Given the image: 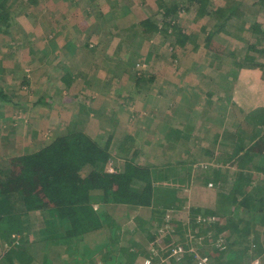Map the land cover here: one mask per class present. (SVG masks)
<instances>
[{"label":"rangeland","instance_id":"obj_1","mask_svg":"<svg viewBox=\"0 0 264 264\" xmlns=\"http://www.w3.org/2000/svg\"><path fill=\"white\" fill-rule=\"evenodd\" d=\"M28 1L20 0L17 4L14 2L5 5L6 10L10 12L7 21L10 24L9 32H0V88L11 102L0 104V162L33 153L50 144L71 121L80 118L78 102L95 101V98L99 97L106 99L112 95L110 100L113 104L108 100L112 108L116 107V104H129L130 102L126 100L127 94L135 90L134 81H138L140 95L131 101V109L127 107L122 109L120 116L123 122H120V119L116 121L121 130L116 128L115 123L108 124L106 127L110 131L106 134L99 122L94 120L97 116H89L93 121L90 119L89 123L86 121L84 128L101 143L111 136L109 151L116 158L124 157L119 148L121 142L130 148L129 154H136V163L155 166V169L162 171L163 174H166V170L175 168L177 177L186 176L187 173L190 177L188 186H175L174 192L162 191L156 195V205L167 202L172 206V210L165 211L163 218L160 211L153 214L151 208L106 206L108 216L115 220L119 228L116 229L117 232L115 231L118 240L116 244L113 243V247H108L113 231L109 225L104 226L99 232L87 235L84 242L71 244L70 248L63 245H45L42 241L44 235L40 234L44 227L43 212L29 213L26 218L28 228L24 234L10 236L13 239L9 243L0 237V264H20L15 257L11 259L7 257L10 250L23 252V256L29 257V261L24 259L25 264H44L45 258H49L52 264H63V260H69L67 252L77 254L79 251L86 255L81 258L80 264H119L124 260V255L119 251L121 247H130L137 253L133 264H141L144 259L149 258L158 264H173L176 260L170 258L172 252L170 243L181 241L179 237L181 233H175V226L178 225L181 226V230L186 228L187 244L191 245L190 250L196 252L197 256H202L199 251H209L210 246L225 251L228 248L225 244L226 239L230 246L235 236L225 238L228 235L223 233L221 239L215 243L209 242L204 245L201 238L196 239L190 232L189 214L192 209L198 208L199 213L201 210L216 212V206L220 201L219 192L227 195L230 191L231 174L235 168L229 163L225 164L224 152L228 148H223L222 145L214 146L213 140L215 133L217 135L232 133L235 136L238 130H244L247 113L234 103L235 97L231 94L236 76L242 71L254 70L261 75V80H264V69L238 67V64L245 62L243 55L246 53V42L254 43L257 39L260 41L258 48L264 46L263 34L257 35L246 29L252 24L264 27V3H258V0H208L209 8L213 9L222 8L230 1L243 2L239 10L244 19L243 24L247 25L241 32L244 41L223 34L214 36V43L220 44L227 51L226 55L217 58L203 47L204 31L211 30L212 23L207 17L198 19L197 6L183 4L185 0H163L166 4L162 5L171 6L172 2L179 3L176 21L184 34L197 35L194 40L199 46L198 49L194 48L192 42L186 43L183 47L172 45L173 38L168 40L163 34L151 36L143 34L144 28L140 23L146 19H151L162 26L164 18L156 3L157 0H37L36 4H28ZM238 24L239 22L236 27ZM1 25L4 27V24ZM204 25L206 29L201 32ZM63 45L64 49L58 56L51 55ZM230 53L234 56L231 57ZM250 55H254L258 63L264 64V58L259 57L258 53L253 51ZM235 60L238 62L237 65L233 64ZM245 73L246 77L252 79L251 72ZM65 76L71 78L70 87H66L62 81ZM195 82L198 86L193 88L192 84ZM46 86L65 89L63 92L66 94L69 92L70 102L59 106L52 103L45 105L47 99H50ZM250 86L246 85L247 88ZM62 97L63 94H56L51 99L60 103ZM147 99H155L149 109L144 103ZM161 102L169 103L172 110V113L169 109L165 110L167 112L165 114L174 116V110L180 109L184 116L190 115V118L183 122L175 119L180 128L187 123L184 125L185 133L196 138L190 140V144L193 145L190 154L184 152V147L174 151L168 149L162 143L164 140L162 132L152 131L157 125L155 121L151 123L154 124L153 128H149L151 130L141 135L147 122L138 120V116L157 113ZM176 102L180 104V108ZM13 103H18L19 106L14 107ZM98 103L96 101L95 104ZM261 108L256 107L250 114ZM129 114L135 117L132 119L133 122L125 121ZM122 129L127 133L134 129L135 135L131 137L134 139L133 142L122 136ZM150 139L154 140L155 146L144 144ZM220 140L228 141L226 137ZM202 148L214 149L218 156L215 158L202 154ZM151 149H154V153L150 152ZM222 158L223 163L219 162ZM178 159L182 161L180 165L171 162ZM122 163L123 161H116V168H120ZM113 166L110 163L107 171L113 172L115 168ZM217 169L221 170V176L227 175L228 169V177L224 183L217 182L214 185L216 182L213 178L216 174L214 171ZM173 179L174 176L170 175L168 180L156 181L155 185L164 189L167 181L172 182ZM255 179L254 183L258 184L262 177ZM94 208L98 209L99 205L95 204ZM230 214L231 206L228 204L223 215ZM238 217H242V214L239 213ZM20 218L25 217H17L18 220ZM197 220L200 223L208 221L203 216H198ZM244 225L240 224L242 228ZM251 229L250 232L259 233V241L264 243V228L260 223ZM209 235L210 232L206 238ZM150 237L154 239H149ZM252 238L250 235L249 239ZM257 249L254 244H250L241 258V264H264L263 256L256 254ZM207 258L210 263L211 257ZM124 261L128 262L127 259ZM221 263L231 264L225 255Z\"/></svg>","mask_w":264,"mask_h":264},{"label":"trees","instance_id":"obj_2","mask_svg":"<svg viewBox=\"0 0 264 264\" xmlns=\"http://www.w3.org/2000/svg\"><path fill=\"white\" fill-rule=\"evenodd\" d=\"M18 1L20 0H0V25L4 24V27L0 26L1 33L9 32L10 24L7 21L10 12L6 10L5 5L14 2L17 4ZM184 2L183 4L197 6L196 16L198 19L207 17L212 23L211 30L204 31L206 25L201 29V32H205L203 47L208 52L215 54L217 58L226 55L227 51L220 44L214 43V36L223 34L244 41L241 32L247 25L241 21L242 13L239 10L243 2L230 1L222 8L214 9L209 8L208 0H185ZM257 2L262 4L264 0ZM36 3L37 0L28 1V4ZM156 3L161 9L162 18H164V21L161 22L162 26L160 27L151 19H146L140 23V26L144 28L143 34L150 36L157 33L163 34L168 40L173 38L172 45L183 47L186 43L192 42L194 48L198 49L199 46L194 40L197 35L184 34L176 21L179 3L172 2L171 6L162 5L166 4L163 0L160 3L157 0ZM236 21L239 22L237 27L238 22ZM246 29L254 34L257 33V35L263 34L264 37V27L258 24H252ZM259 42L257 39L254 40V43L246 42V53L243 55L245 62L238 64L235 60L233 64H238L239 68L264 69V64L258 63L256 57L250 55V52L254 51L258 53L259 57L264 58V46L258 48ZM229 55L234 56L233 53ZM62 81L66 87H70V76H65ZM46 90L50 99L46 98L45 105L52 103L59 106L70 102L69 92L67 94L63 92L65 89L46 86ZM56 94H63L60 103L51 99ZM90 102L91 105L88 104L89 102H78L80 118L71 121L50 144L33 153L10 158L7 162H0V237L4 241L12 242L13 238L10 236L24 234L28 228L26 218L29 213L43 212L44 227L40 234L44 235L42 241L45 245H63L70 248L71 244L76 245L81 241L84 242L87 235L99 232L104 226L109 225L113 231L108 247H113V243L116 244L118 240L115 233L119 228L115 224V220L108 216L106 206H125L129 209L151 208L153 214L155 211H160L163 218L165 211L172 210V206L167 202L156 205L155 197L158 192H174L175 186H188L189 173L186 176L177 177L175 169L166 170V174H163L162 171L156 170L155 166L150 164L140 165L135 161L136 155L129 154L130 148L125 147L121 142L119 148L124 157L112 156L109 151L111 136L108 134L110 137L101 143L88 133V129L84 128L89 116L94 113V100ZM4 103L10 104L11 102L8 100L7 94L0 88V104ZM13 105L14 107L19 106L18 103H13ZM96 114L92 115L97 116ZM244 130L240 129L235 136H231L233 140L231 152L225 156V164L229 163L235 168L231 174L232 184L229 193L224 195L222 191L219 192L220 201L216 206V212L201 210L199 213L200 209L198 208L192 209L189 214L190 232L196 239L201 238L204 245L209 242L215 243L221 239L223 233L228 235L225 238L235 236L234 242L230 245L232 248L226 239L225 244L228 245V248L225 251L210 245L209 251H199L200 255L211 257L210 264H222L221 259L224 255L231 264H241V258L250 244H254L256 249L258 248L256 254L264 258V243L259 241V233L257 231L250 232L251 228H255L258 223L264 228V108L246 115ZM188 138L189 135H185V141ZM128 154L129 156L125 158ZM116 161H123L120 168H116ZM219 162L223 163V158ZM110 163L114 165L113 168L115 167L111 173L107 171V166ZM220 171V169L214 171L216 173L213 177L216 180L214 185L217 182L224 183L228 177V169L226 170L227 175H223L224 177L221 176ZM170 175L174 176V179L172 182L167 181L166 188L163 189L160 188L161 186L155 185L156 181L168 180ZM258 177H262V180L255 184V178ZM95 204L99 205L98 209L94 208ZM228 204L231 206V214L224 216V209ZM239 213L242 214L240 218L238 217ZM21 216L25 218L18 220L17 217ZM198 216H203L208 221L200 223L197 220ZM212 219L214 220L209 221ZM240 224H245L244 228ZM185 230V227L181 230L180 225L175 226V233H181L179 237L184 243H180L181 241L171 242V249L181 247L185 253L181 261H176L173 264H196L194 263L196 252L190 251L191 245L187 244ZM208 232L210 235L206 238ZM250 235L253 236L252 239H249ZM119 251L124 255V260L128 261L121 260L119 264H133V260L137 257L134 250L130 247H121ZM22 253L10 250L7 257L10 259L15 257L20 264H25L24 259L29 261L30 258L23 256ZM67 256L69 260H63V264H70V262L71 264H80L81 258L86 257L80 251L77 254L67 252ZM45 257L46 254H44ZM171 259L174 260V258ZM44 264L52 263L49 258H45Z\"/></svg>","mask_w":264,"mask_h":264},{"label":"crops","instance_id":"obj_3","mask_svg":"<svg viewBox=\"0 0 264 264\" xmlns=\"http://www.w3.org/2000/svg\"><path fill=\"white\" fill-rule=\"evenodd\" d=\"M241 21L244 23V19H241ZM64 46L65 45L59 46L57 48V50L51 55L58 56L60 54V52L62 51V49H64ZM253 71H251V70L245 71V72H251L252 79L246 77L247 73H245L244 71H242L240 73L238 72L239 74H238V76H236V79L234 81L235 85L232 88L233 91L231 92V94H233V97H235V98H233L235 101L234 103H236L238 106H240L241 110H244V112L247 114L250 113V111L255 109L256 107H260V108L264 107V80L263 81L261 80L262 78H261L260 74H258L255 71L253 72ZM139 83L140 82H138V81H134L133 87L135 90H132V93L127 94L126 100H127V102H130L129 104H127V103H122L121 105L116 104V107L113 106V108H112V105H110L108 102V100L111 101L110 98H112V95L108 96L106 99H103L101 97L95 98L96 100L94 101V106H93L94 113H91L90 116L96 117L92 114L97 113L96 114L97 118H94V120L96 119L99 122L100 126L102 128H104L106 134H107V132L110 131V130L108 131V129L106 127L108 124L112 125L113 123H115L116 128L121 130V128L118 127L119 124H116V121H118L120 119V122H123V118L120 116L122 109H124L126 107L131 109V104H132L131 101L140 95L141 89L139 88V86H140ZM246 85L247 86L251 85V86L247 88ZM192 86H193V88H195L198 86V83L195 82L194 84H192ZM181 99H182V97H181ZM96 101L99 103L95 104ZM105 101H106V103H105ZM144 101H145L144 103L147 104L146 108L149 109V107H151V103L155 102V99H152V100L147 99ZM178 102H181V101L178 100ZM178 102H176V103L179 104ZM90 103L91 102H89L88 104H90ZM102 103H104V106H102ZM111 103L113 104V101H111ZM158 104H160V101L158 102ZM90 105H88V106H90ZM179 108H180V104H179ZM167 109H169L170 113H172V110H170L169 103L166 104V103L161 102V106L158 108L157 113H148L146 116L139 115L137 118L138 120H142V121L147 122V125H144L145 129L143 131H141V135L143 136V134L147 130H151L153 128V125H154L151 123L153 121H155L157 123V125H156L155 129H153L152 131L162 132L163 138H164L162 143L165 144L168 149H171L174 151V150H177L178 148L184 147L183 148L184 152L186 154H190L193 151V145L190 144V140L193 141V139H196V138L194 136H192L191 134L185 133L186 129H185L184 125L187 123H185L184 125H181L182 128H180V125L175 123L176 120H182V122L188 120L190 118V115L185 114V116H184L183 112H181L179 109L178 111L174 110V113H173L174 116H170V114H165V113H167L165 111ZM133 118H135V117L133 115L129 114L127 116V118L125 119V121L133 122L132 121ZM89 119L90 118H88V120ZM90 121H93V119H90ZM90 121H88V123ZM146 126H148V127H146ZM187 127H188V125H186V128ZM149 128H151V129H149ZM122 133H123V135H122L123 137L126 136V138L128 140L130 139L132 142L134 141V139L131 138L135 135L134 129L132 131H130L129 133L124 132V130L122 129ZM185 134L189 135V138L187 139V141H185ZM226 134L227 135H225V134L217 135L215 133L216 136L213 140L214 146H216V145L221 146L222 145L223 148L224 147L228 148L227 151L224 152V156H227L229 154V152H231V146L233 144V140H232L231 136L234 135L232 133H230V134L226 133ZM222 137H226L228 139V141L222 142L220 140ZM229 143H230V145H229ZM144 144L146 146H151V147L153 145L155 146L154 140H151V139L146 140L144 142ZM130 146H132V145H130ZM189 146H192V148L190 149ZM132 147H134V146H132ZM194 147L197 148V146H194ZM150 152L154 153V149H151ZM201 152H202V154H205L209 157L214 156L216 158L218 156V154H217L218 152H216L214 149L202 148ZM214 152H216V153H214ZM135 161H136V158H135ZM171 162H174L175 164H178V165H180L182 163V161H180L179 159L175 160V161L172 160ZM187 163H192V162L187 161ZM166 165L168 167V163ZM173 169H175V168H173Z\"/></svg>","mask_w":264,"mask_h":264},{"label":"built area","instance_id":"obj_4","mask_svg":"<svg viewBox=\"0 0 264 264\" xmlns=\"http://www.w3.org/2000/svg\"><path fill=\"white\" fill-rule=\"evenodd\" d=\"M191 252H193V251H191ZM184 253H185V251L181 247H178L176 249H172L170 258H174L176 261H181L182 258H183L182 256L184 255ZM195 260H196V264H210L209 261H208V258L206 256H197L195 254ZM141 264H158V263L154 262L152 260V258H149V259H144L141 262Z\"/></svg>","mask_w":264,"mask_h":264}]
</instances>
